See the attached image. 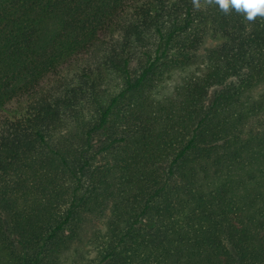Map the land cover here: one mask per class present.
Returning a JSON list of instances; mask_svg holds the SVG:
<instances>
[{"label": "trees", "instance_id": "obj_1", "mask_svg": "<svg viewBox=\"0 0 264 264\" xmlns=\"http://www.w3.org/2000/svg\"><path fill=\"white\" fill-rule=\"evenodd\" d=\"M0 264H264V17L0 0Z\"/></svg>", "mask_w": 264, "mask_h": 264}, {"label": "clouds", "instance_id": "obj_2", "mask_svg": "<svg viewBox=\"0 0 264 264\" xmlns=\"http://www.w3.org/2000/svg\"><path fill=\"white\" fill-rule=\"evenodd\" d=\"M215 2L223 12L228 13L234 9L249 21L257 16L264 17V0H215Z\"/></svg>", "mask_w": 264, "mask_h": 264}, {"label": "rangeland", "instance_id": "obj_3", "mask_svg": "<svg viewBox=\"0 0 264 264\" xmlns=\"http://www.w3.org/2000/svg\"><path fill=\"white\" fill-rule=\"evenodd\" d=\"M212 94H213V90L210 91V98L212 97ZM14 107H15V104L14 103H10L9 106H8V109H10L11 111H14ZM4 114L8 115V116H11L10 113H5Z\"/></svg>", "mask_w": 264, "mask_h": 264}]
</instances>
